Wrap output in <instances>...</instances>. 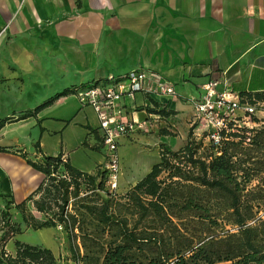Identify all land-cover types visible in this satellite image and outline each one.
<instances>
[{
    "label": "crops",
    "instance_id": "1",
    "mask_svg": "<svg viewBox=\"0 0 264 264\" xmlns=\"http://www.w3.org/2000/svg\"><path fill=\"white\" fill-rule=\"evenodd\" d=\"M0 31V121L28 114L64 90L132 70L173 84L172 97L137 94L124 101L128 116L139 121L154 103L173 112L148 132L120 141L148 159L137 179L132 171L119 174L125 189L159 163L162 148L176 152L187 144L190 99L214 74L241 96L264 98V0H0ZM87 128L100 137L95 112L71 94L34 117L3 124L0 193L18 204L43 180L20 151L33 162L61 153L72 167L94 175L106 154Z\"/></svg>",
    "mask_w": 264,
    "mask_h": 264
},
{
    "label": "trees",
    "instance_id": "2",
    "mask_svg": "<svg viewBox=\"0 0 264 264\" xmlns=\"http://www.w3.org/2000/svg\"><path fill=\"white\" fill-rule=\"evenodd\" d=\"M75 88L28 114L1 120L0 128L34 117ZM153 106L146 112L173 115ZM89 130L101 140L96 130ZM243 142H224L215 155L211 145L201 149V142L188 133L182 149L162 148L159 163L120 196L104 188L101 169L90 175L72 167L61 153L33 162L20 151L43 180L18 204L0 193V264H56L53 252L44 247L15 241V254L6 251V240L22 231L11 220V209L26 229L61 227L75 264H264V129L255 130L248 144ZM34 147L41 153L38 143ZM162 173L166 176L160 180ZM82 185L89 191L84 196ZM27 203L45 220L27 216Z\"/></svg>",
    "mask_w": 264,
    "mask_h": 264
},
{
    "label": "built area",
    "instance_id": "3",
    "mask_svg": "<svg viewBox=\"0 0 264 264\" xmlns=\"http://www.w3.org/2000/svg\"><path fill=\"white\" fill-rule=\"evenodd\" d=\"M3 31H0V37ZM222 74H214L202 86L197 98L190 99L193 113L189 121L191 140L201 142V149L211 145L215 155L220 154L221 145L227 141L244 138L248 143L255 130L262 128L264 121L257 114L264 115V102L241 96L226 83ZM81 107L91 108L97 117L100 132V148L106 154L101 169L104 186L110 193L119 187L118 148L121 140L129 138L137 131L148 132L150 127L158 126L163 117L146 113L142 121L134 118V113L126 111L125 100L137 94L146 97L175 95L173 84L155 72L132 70L120 76L107 78L76 87L72 93ZM136 110H134L135 112ZM202 126V127H201Z\"/></svg>",
    "mask_w": 264,
    "mask_h": 264
},
{
    "label": "rangeland",
    "instance_id": "4",
    "mask_svg": "<svg viewBox=\"0 0 264 264\" xmlns=\"http://www.w3.org/2000/svg\"><path fill=\"white\" fill-rule=\"evenodd\" d=\"M257 116L258 118H262V117L264 118L263 114H257ZM261 120L264 121V119H261ZM262 129H264V125H262ZM121 144L118 148L119 165L122 170V171L120 170L119 172L120 178L121 177L124 178L128 176V174L132 171L133 173L131 175V178L137 179L140 176V173H142L140 168L143 165L146 166L148 159L138 157L137 154H133L132 151L130 152V148L128 147V145H125L121 148ZM100 149L105 153L103 148H100ZM149 155H152V154H149ZM137 169H138V172L136 171ZM61 174H63L62 170H60L59 173H57V176L60 177ZM165 176H166L165 173H162L159 179L163 180ZM87 188L88 187L84 185L81 186L80 196L85 195V191L88 190ZM126 191L127 189H125V187L122 188L119 185V187L117 188L115 192H113V194L116 196H120V195H123ZM88 192L89 191H87V193ZM1 205H2V201L0 202V207ZM0 210H2V208H0ZM25 210H26L27 216H31L41 221L45 220L44 216L41 213L36 212L32 208L31 203L26 204ZM10 214H11L12 222L23 223L20 215L15 210H12ZM22 230L23 231H21L19 234L6 240L5 249L10 255L15 254L14 242L19 241L23 244H27L30 246H40V247L50 249L56 258V264H75L70 260V254L68 251V242L66 239V235L61 227L44 229V230H39V231H33V230L27 231L26 229H22Z\"/></svg>",
    "mask_w": 264,
    "mask_h": 264
}]
</instances>
